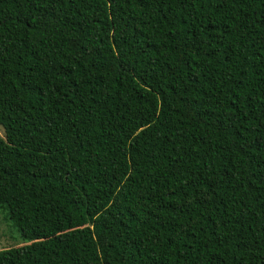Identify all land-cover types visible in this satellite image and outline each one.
I'll return each mask as SVG.
<instances>
[{
	"label": "trees",
	"instance_id": "16d2710c",
	"mask_svg": "<svg viewBox=\"0 0 264 264\" xmlns=\"http://www.w3.org/2000/svg\"><path fill=\"white\" fill-rule=\"evenodd\" d=\"M0 264H264V0H0Z\"/></svg>",
	"mask_w": 264,
	"mask_h": 264
},
{
	"label": "rangeland",
	"instance_id": "374dc122",
	"mask_svg": "<svg viewBox=\"0 0 264 264\" xmlns=\"http://www.w3.org/2000/svg\"><path fill=\"white\" fill-rule=\"evenodd\" d=\"M0 137L3 130L0 126ZM2 205V204H1ZM0 205V249L14 248L26 244L8 219L7 211Z\"/></svg>",
	"mask_w": 264,
	"mask_h": 264
}]
</instances>
